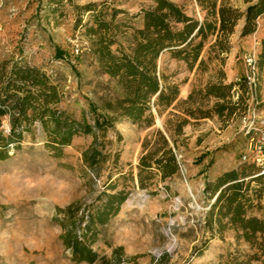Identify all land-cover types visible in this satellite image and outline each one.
<instances>
[{"label":"rangeland","instance_id":"obj_1","mask_svg":"<svg viewBox=\"0 0 264 264\" xmlns=\"http://www.w3.org/2000/svg\"><path fill=\"white\" fill-rule=\"evenodd\" d=\"M171 1L201 22L218 18L214 2L217 11L226 5L242 16L233 33L220 40L217 34L207 37L192 68L169 50L161 53L158 73L167 85L178 86L179 96L161 114L153 108L155 124L147 126L113 112L125 88L103 69L96 49L103 34L115 40V54H131L135 29L144 26L138 14L154 0H0V94L5 96L6 82L15 78L12 70L25 65L45 73L58 92V101L47 103L41 87L21 80L15 84L22 89L13 86L8 91L24 96L31 89L36 99L26 117L11 98L6 104L9 113L0 116V154L5 156L0 158V264H102L74 261L62 235L66 225L96 213L106 202V192L124 188L128 196L118 213L96 225L91 246L106 259L120 256V264H264L260 246L238 239L228 225H208L215 198L204 192L206 181L224 171L253 163L261 172L264 169V69L253 73L250 65L262 52L264 14L257 19L256 31L242 36L247 7L258 0ZM89 3L95 4L94 11L84 9ZM115 9L120 12L112 18ZM94 15L110 21L111 30L90 34L87 26L95 24ZM244 76L257 92L245 95L229 119L188 117L183 133L175 136L178 173L163 181L154 170L148 180L152 185L141 188L140 158L159 146L154 131L175 128L188 109L211 108L214 99L200 91L206 84ZM235 89L240 91L239 86ZM191 93L193 99L188 100ZM237 100L235 93L233 102ZM46 107L65 111L82 123L111 116L114 125L99 130L96 143L93 135L79 133L70 144H58L53 132L58 123L48 115L47 124L40 119ZM13 116L19 117L16 134ZM145 141H150L146 149ZM92 146L105 156L98 164L100 176L84 155ZM110 176L114 188L107 187ZM69 206L72 210L65 212ZM255 213L264 216V209ZM84 225L80 222V232Z\"/></svg>","mask_w":264,"mask_h":264},{"label":"trees","instance_id":"obj_2","mask_svg":"<svg viewBox=\"0 0 264 264\" xmlns=\"http://www.w3.org/2000/svg\"><path fill=\"white\" fill-rule=\"evenodd\" d=\"M95 4L84 5L87 11H94ZM214 13L218 18L210 21L207 18L204 21L186 14L182 8L171 0H154V4L149 8L143 9L138 15H142L144 26L135 29L136 45L132 53L122 52L117 55L112 51L111 45L115 40H107L101 34L98 38V48L103 69L112 77L118 78V81L124 86L126 94L116 100V106L113 112H119L120 115L127 116L135 123L152 126L155 124V108L158 114L162 109L170 108L179 96V88L176 85H167L165 77L160 75L157 70V59L165 50H169L173 57L185 60L190 67H194L199 60L204 41L209 35L217 34L225 37L234 32V27L241 18L242 13L236 8L222 5L216 10V2L213 3ZM120 12L115 9L112 18ZM264 14V0H258L255 4L249 5L245 12V24L242 30V36H248L256 31L257 19ZM95 24L87 26L90 34H98L100 31L109 32L111 22L106 21L94 15ZM200 39L197 43L196 40ZM228 48L226 49V51ZM202 62V61H201ZM253 73L264 69V40L263 48L259 60L254 61L252 65ZM14 77L6 82L3 88L5 96L0 94V116L9 113L6 107L7 102L13 99L17 111L24 117L29 106L33 105L35 96L29 89L24 96L17 94H8L11 87L16 86L22 89L16 83L17 80L32 83L41 87L47 103L58 101L57 87L50 83L49 77L42 73L40 69L32 66H19L13 70ZM1 83V82H0ZM253 83L248 76L230 83L219 81L217 83H208L202 90L203 96L214 99V104L207 110L188 109L185 111V118H181L175 128H166V132L161 129L154 131L159 146L154 150H149L142 154L139 162L138 179L141 188H147L152 185L148 180L152 178V172L157 170L161 179L167 178L178 173L180 161L175 150L177 145L176 135L183 132L184 126L189 122L188 117L206 118L217 115L221 119H229L238 110V106L244 103L245 95L255 93L256 89L251 88ZM239 86L240 91L235 88ZM242 91V93H241ZM257 92V91H256ZM235 93L238 100L233 102ZM155 98L154 100H152ZM193 99V93L188 100ZM152 100V101H151ZM200 112V115L196 114ZM56 121L58 126L53 130L55 133V142L62 145L70 144L74 135L79 133L91 134L94 136V142H97L98 131L106 130L114 125L113 117L104 116L101 120L96 119L94 124L82 123L72 119L65 111L52 108H44L40 114V119L47 124L45 116ZM64 117V121H61ZM19 124V117H12V133L16 134V128ZM21 138V133L18 134ZM13 136L9 142H12ZM3 141L0 135V145ZM150 141H145L143 147L146 149ZM173 143V144H172ZM86 161L100 176L98 164L105 156L92 146L90 150L84 152ZM0 154V158H4ZM118 159V155L116 157ZM144 173H147L144 175ZM120 174H122L120 172ZM123 175V174H122ZM109 177L108 188H114L115 183ZM205 194L215 198L211 204L208 215V225L217 224L221 229L228 225L237 233L238 239H243L252 246L258 245L264 252V216L257 215L255 210H263L262 198L264 195V173L256 163L243 164L241 166L224 171L213 180H207L204 188ZM106 202L96 213L89 214L83 220L74 221L71 225L65 226V232L62 235L66 247L72 250V259L77 262L102 264H120V256L116 261L106 259L91 246L96 241V225L106 224L112 216L118 213L121 205L127 199L128 192L121 189L117 192H106ZM258 201V202H255ZM72 210L69 206L65 212ZM85 225L80 232V222ZM227 221V222H225ZM261 239V243L257 242ZM117 256V255H116Z\"/></svg>","mask_w":264,"mask_h":264},{"label":"built area","instance_id":"obj_3","mask_svg":"<svg viewBox=\"0 0 264 264\" xmlns=\"http://www.w3.org/2000/svg\"><path fill=\"white\" fill-rule=\"evenodd\" d=\"M252 62H253V60H252ZM250 65L252 66L253 64H250ZM263 146H264V143H263ZM263 150H264V147H263ZM262 167H263V165H262ZM261 173H264V169L262 170Z\"/></svg>","mask_w":264,"mask_h":264}]
</instances>
